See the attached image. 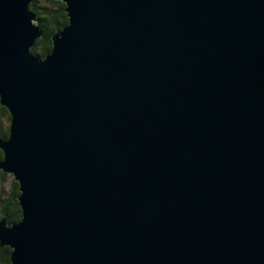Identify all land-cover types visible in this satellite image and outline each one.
<instances>
[{
    "label": "water",
    "instance_id": "obj_1",
    "mask_svg": "<svg viewBox=\"0 0 264 264\" xmlns=\"http://www.w3.org/2000/svg\"><path fill=\"white\" fill-rule=\"evenodd\" d=\"M54 1L41 59L0 0L11 264H264V0Z\"/></svg>",
    "mask_w": 264,
    "mask_h": 264
},
{
    "label": "trees",
    "instance_id": "obj_2",
    "mask_svg": "<svg viewBox=\"0 0 264 264\" xmlns=\"http://www.w3.org/2000/svg\"><path fill=\"white\" fill-rule=\"evenodd\" d=\"M66 6L62 2L54 0H33L30 5V11L35 15L37 25L42 29L43 37L37 40L31 48V54L37 58L44 59L52 51V36L63 29L69 22L65 12ZM11 117L9 111L0 103V140H7L10 134ZM4 158L0 150V161ZM7 173L0 171V177L4 181ZM2 181V182H3ZM11 192L6 195L4 191L0 192V220L7 216L9 225L19 223L22 219V208L18 202L19 190L18 184L13 180L11 183ZM12 250L8 246L0 248V264H11Z\"/></svg>",
    "mask_w": 264,
    "mask_h": 264
},
{
    "label": "rangeland",
    "instance_id": "obj_3",
    "mask_svg": "<svg viewBox=\"0 0 264 264\" xmlns=\"http://www.w3.org/2000/svg\"><path fill=\"white\" fill-rule=\"evenodd\" d=\"M4 159V158H3ZM3 161V160H2ZM1 162V161H0ZM1 171V170H0ZM8 174V173H7ZM14 180V176L11 174H8L6 177V180H2L0 177V192L4 191L6 195H8L11 192V183ZM3 181V182H2ZM16 182V181H15ZM17 183V182H16ZM18 184V183H17ZM18 189H19V184H18ZM20 192V191H19ZM20 196V194H19ZM7 219V216H4ZM6 222V221H5ZM9 225L8 219L6 222ZM10 226V225H9Z\"/></svg>",
    "mask_w": 264,
    "mask_h": 264
},
{
    "label": "bare ground",
    "instance_id": "obj_4",
    "mask_svg": "<svg viewBox=\"0 0 264 264\" xmlns=\"http://www.w3.org/2000/svg\"><path fill=\"white\" fill-rule=\"evenodd\" d=\"M11 249V248H10Z\"/></svg>",
    "mask_w": 264,
    "mask_h": 264
}]
</instances>
